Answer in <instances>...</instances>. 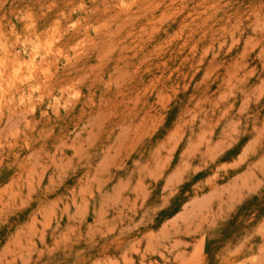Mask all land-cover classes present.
I'll return each mask as SVG.
<instances>
[{
  "label": "rangeland",
  "instance_id": "1",
  "mask_svg": "<svg viewBox=\"0 0 264 264\" xmlns=\"http://www.w3.org/2000/svg\"><path fill=\"white\" fill-rule=\"evenodd\" d=\"M262 245L264 0H0V264Z\"/></svg>",
  "mask_w": 264,
  "mask_h": 264
},
{
  "label": "bare ground",
  "instance_id": "2",
  "mask_svg": "<svg viewBox=\"0 0 264 264\" xmlns=\"http://www.w3.org/2000/svg\"><path fill=\"white\" fill-rule=\"evenodd\" d=\"M260 164V163H259ZM219 167V166H218ZM169 180V179H168ZM237 195V194H236ZM160 246H162V245H160ZM200 246V245H199ZM262 247H264L263 245L261 246V250H262ZM173 249V248H172ZM260 250V249H259ZM263 251V250H262ZM22 256V255H21ZM16 257V256H15ZM257 260H259V259H257ZM251 261H252V259H251ZM243 262V261H242Z\"/></svg>",
  "mask_w": 264,
  "mask_h": 264
}]
</instances>
